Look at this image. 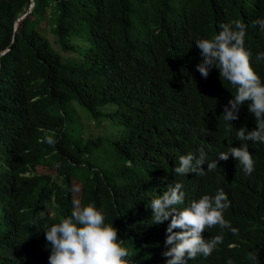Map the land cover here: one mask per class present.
<instances>
[{
  "label": "trees",
  "instance_id": "1",
  "mask_svg": "<svg viewBox=\"0 0 264 264\" xmlns=\"http://www.w3.org/2000/svg\"><path fill=\"white\" fill-rule=\"evenodd\" d=\"M30 1L0 0V220L35 197L47 225L69 210L74 193L114 223L134 264H167L168 233L153 223L151 201L177 182L185 192L178 208L222 188L225 219L238 235L205 230L223 243L188 264H252L249 252L264 264V143L249 142L251 174L231 156L207 171L236 141L238 124L224 121L225 81L200 74L195 43L222 23L243 22L264 80V60L255 59L264 32L252 26L264 19V0H33L27 12ZM84 118L100 130L89 132ZM240 120L249 122L244 113ZM201 148L204 174H175L179 157ZM16 229L23 236L30 227Z\"/></svg>",
  "mask_w": 264,
  "mask_h": 264
},
{
  "label": "clouds",
  "instance_id": "2",
  "mask_svg": "<svg viewBox=\"0 0 264 264\" xmlns=\"http://www.w3.org/2000/svg\"><path fill=\"white\" fill-rule=\"evenodd\" d=\"M32 6L33 0L27 12ZM257 25L264 32V19L252 22L253 27ZM219 28L213 37L195 41L202 56L196 68L205 78L210 74L214 79L225 81L227 95L220 105L221 115L228 125L234 122L238 125L235 126L236 141L220 152L218 159L208 162L207 171H213L220 160L227 161L231 156L238 161L241 173L251 174L255 160L249 142L264 143V80L254 65L250 49L245 48L246 25L233 20L220 24ZM255 59L257 63L264 60V52L258 53ZM243 113L249 122L240 120ZM45 141L49 145L56 143L53 136H46ZM205 161L206 153L201 148L198 156L192 152L181 155L173 171L178 175L190 172L203 175ZM182 188L179 182L169 184L149 205L153 223H162L168 233L165 244L171 247L163 253L167 264H188L199 254L209 256L217 250L223 243V235L206 239L203 233L207 229L218 225L238 235V229L225 219L224 212L230 207V201L222 188L214 196L205 193L178 208L185 205ZM70 198L69 210L47 225L44 221L48 210L35 197L27 200L14 216L0 220V263L16 257L19 263L32 258L33 264H134L119 229L113 222H105L103 210L95 203L82 205L74 193ZM17 224L29 225L30 230L19 236ZM232 245L231 242L229 246ZM247 258L252 264L258 259L255 252H249Z\"/></svg>",
  "mask_w": 264,
  "mask_h": 264
},
{
  "label": "rangeland",
  "instance_id": "3",
  "mask_svg": "<svg viewBox=\"0 0 264 264\" xmlns=\"http://www.w3.org/2000/svg\"><path fill=\"white\" fill-rule=\"evenodd\" d=\"M47 10H48L51 14H53V13L50 11V9H47ZM42 25H45V23L42 22ZM46 29H47V26H46ZM48 34H50V36H52L53 39L56 38L55 35H53V34H51V33H49V32H48ZM65 55H71V53H70L69 51H64V56H65ZM83 121H84L85 123H89V124L91 125L92 129H90L89 132L94 131V133L96 134V133L100 130L99 127L97 128V127L93 124V121H92L90 118H84ZM44 169H45V168H44ZM75 195L77 196V194H75Z\"/></svg>",
  "mask_w": 264,
  "mask_h": 264
}]
</instances>
